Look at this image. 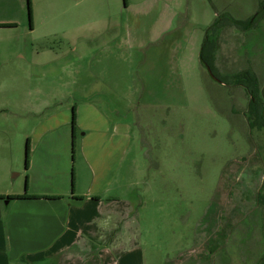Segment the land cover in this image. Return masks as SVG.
<instances>
[{"label": "rangeland", "instance_id": "rangeland-1", "mask_svg": "<svg viewBox=\"0 0 264 264\" xmlns=\"http://www.w3.org/2000/svg\"><path fill=\"white\" fill-rule=\"evenodd\" d=\"M262 5L264 0H0V24L17 26L0 28V190L25 188L27 140L32 143L41 123L55 114L60 138L50 165L67 164L72 171L86 133L77 129L74 154L72 110L94 104L114 120H126L119 127L123 165L108 194L121 200L114 210L125 213L89 224L93 235L106 237L93 241L94 252L116 239L128 251L115 255L113 264L264 261L258 197L264 130L249 127V94L230 81L251 70L263 100L264 14L248 30L230 22L249 20ZM208 33L217 36L215 72L228 86L202 66ZM94 252L79 264L112 263L109 254Z\"/></svg>", "mask_w": 264, "mask_h": 264}, {"label": "crops", "instance_id": "crops-1", "mask_svg": "<svg viewBox=\"0 0 264 264\" xmlns=\"http://www.w3.org/2000/svg\"><path fill=\"white\" fill-rule=\"evenodd\" d=\"M84 105L87 107L82 109L76 105V128L86 133L72 171L67 164L62 169L50 165V155L60 138V134L55 137L54 130L60 128L55 124V114L46 122L51 125L47 131L41 130L46 125L42 122L33 134L25 188L19 191L6 186L0 190V196L5 197L0 199V264H79L85 254L94 252V240L106 238L103 233L93 235L97 233L89 224L107 214L111 218L115 211L125 213L119 207L114 210L121 200L108 194L119 180L123 165V134L119 127L126 120H114L94 104ZM63 124L67 126L68 121ZM79 162L82 167H78ZM21 195L49 198L7 199ZM123 242L108 241L94 255L109 254L113 264L119 253L122 256L128 251ZM67 252L75 253L74 257ZM97 261L93 264H100Z\"/></svg>", "mask_w": 264, "mask_h": 264}, {"label": "trees", "instance_id": "trees-1", "mask_svg": "<svg viewBox=\"0 0 264 264\" xmlns=\"http://www.w3.org/2000/svg\"><path fill=\"white\" fill-rule=\"evenodd\" d=\"M127 2V0H125ZM31 12V10H30ZM264 14V7L261 6L260 10L249 20L247 21H235V19L231 18L230 22L233 21L235 24H237L239 27L244 28L245 30H248L251 28V26H255L259 20L263 17ZM30 22L32 24V12L30 13ZM230 18V17H229ZM222 17H218L216 22H214L212 28L219 29L221 27ZM6 27H17L13 23L9 24H0V28H6ZM217 36H210L209 33L207 34V37L204 41L203 50L200 56V60L202 63L203 68H205L210 76L213 77L218 82L226 83V84H232L234 82V85L244 87L247 91L246 93L249 94V108L247 109V113L244 114L246 116V119L249 123V127L252 128H258L260 130H264V102L259 96V91L261 89V85L257 79V77L254 75L251 70L243 71L239 74L232 75L230 78V81L232 82H224L221 78H219L215 72L216 66H215V56L216 51L218 49L217 46ZM73 121H72V131H73V153L75 154V138L77 133L76 128V121H77V115H76V106L73 107ZM31 142L30 140H27L26 145V170H29V155L31 154ZM74 158V155L72 156ZM259 197V203L264 206V181L262 184V187L260 189V194H258ZM5 197L0 196V199H4ZM31 198H49V197H43V196H16V197H7L8 201L14 200V199H31ZM53 198H60L58 197H51ZM213 253V252H212ZM259 264H264V261H262Z\"/></svg>", "mask_w": 264, "mask_h": 264}, {"label": "flooded vegetation", "instance_id": "flooded-vegetation-1", "mask_svg": "<svg viewBox=\"0 0 264 264\" xmlns=\"http://www.w3.org/2000/svg\"><path fill=\"white\" fill-rule=\"evenodd\" d=\"M217 83L221 84V85H225V86H228L229 84H226V83H222V82H218L216 81Z\"/></svg>", "mask_w": 264, "mask_h": 264}]
</instances>
